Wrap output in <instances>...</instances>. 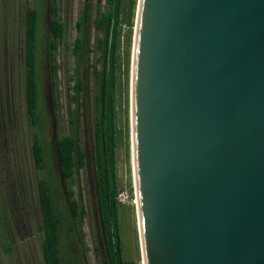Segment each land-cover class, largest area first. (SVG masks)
I'll return each mask as SVG.
<instances>
[{
    "label": "water",
    "instance_id": "water-1",
    "mask_svg": "<svg viewBox=\"0 0 264 264\" xmlns=\"http://www.w3.org/2000/svg\"><path fill=\"white\" fill-rule=\"evenodd\" d=\"M141 264H264V0H137Z\"/></svg>",
    "mask_w": 264,
    "mask_h": 264
},
{
    "label": "rangeland",
    "instance_id": "rangeland-1",
    "mask_svg": "<svg viewBox=\"0 0 264 264\" xmlns=\"http://www.w3.org/2000/svg\"><path fill=\"white\" fill-rule=\"evenodd\" d=\"M88 2L90 22L84 38L88 57L79 69L83 89L78 106L73 100L75 61L73 42L79 35L75 23ZM137 0H123L120 11L116 76L117 175L120 186V233L125 259L141 264V250L135 208L131 154L130 72L132 38ZM49 0H0V264H45L41 254L43 220L37 182L46 178L51 186L55 211L61 220L60 249L63 264H105L104 232L100 224L93 161L95 71L100 64L95 50L100 33L92 20L106 8L105 0H56L63 36L56 50L57 70L52 84L46 59L49 35ZM39 12L40 121L30 124L23 96L25 76L24 12ZM76 109V133L86 152L85 164L67 182L60 170L55 140L71 132L69 118ZM37 132L44 146L46 166L38 168L31 145ZM67 185L80 203L76 223L67 204Z\"/></svg>",
    "mask_w": 264,
    "mask_h": 264
},
{
    "label": "trees",
    "instance_id": "trees-1",
    "mask_svg": "<svg viewBox=\"0 0 264 264\" xmlns=\"http://www.w3.org/2000/svg\"><path fill=\"white\" fill-rule=\"evenodd\" d=\"M123 0H105L106 8L92 20L93 27L100 33L95 50L100 64L95 71L94 88V128H93V161L95 167V190L98 201L100 224L104 232L105 264H140L128 260L123 255V243L120 233L118 200L120 192L117 175V139H116V76L115 61L118 44L120 11ZM49 35L46 42V59L50 70L52 84L55 86L57 70L56 50L58 41L63 36L64 26L58 18L56 0H49L48 6ZM90 22L88 2L80 9L75 23L78 36L73 42L72 54L75 61V82L73 100L78 106L79 95L83 89V81L79 77V69L84 58L88 57L84 38L85 25ZM39 12L35 7H27L24 12V59L25 76L23 96L30 124L37 126L40 121V84H39ZM71 132L59 134L55 140V148L63 178L71 182L76 170L85 164L86 152L80 145L76 133V109L69 118ZM31 153L35 165L43 169L46 166L44 146L37 132L34 133ZM74 190L67 185V204L72 223H76L80 212V203L74 197ZM37 195L43 220V237L41 254L45 264H63L60 249L61 220L54 206L51 186L46 178L37 182Z\"/></svg>",
    "mask_w": 264,
    "mask_h": 264
},
{
    "label": "built area",
    "instance_id": "built-area-1",
    "mask_svg": "<svg viewBox=\"0 0 264 264\" xmlns=\"http://www.w3.org/2000/svg\"><path fill=\"white\" fill-rule=\"evenodd\" d=\"M120 194H121V193L119 192V193H118V200H120Z\"/></svg>",
    "mask_w": 264,
    "mask_h": 264
},
{
    "label": "bare ground",
    "instance_id": "bare-ground-1",
    "mask_svg": "<svg viewBox=\"0 0 264 264\" xmlns=\"http://www.w3.org/2000/svg\"><path fill=\"white\" fill-rule=\"evenodd\" d=\"M135 202V201H134Z\"/></svg>",
    "mask_w": 264,
    "mask_h": 264
}]
</instances>
